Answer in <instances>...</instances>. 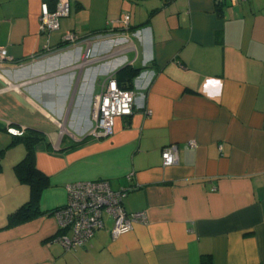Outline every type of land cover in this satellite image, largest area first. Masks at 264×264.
<instances>
[{"label":"crops","instance_id":"1","mask_svg":"<svg viewBox=\"0 0 264 264\" xmlns=\"http://www.w3.org/2000/svg\"><path fill=\"white\" fill-rule=\"evenodd\" d=\"M56 1L0 0V264H264V0H67L43 32L41 4ZM110 76L134 108L97 137L94 98ZM7 127L42 137L35 164L49 182L40 213L17 223L26 148ZM170 143L178 161L164 166ZM96 180L128 189L123 207L146 222L114 238L106 216L67 249L52 212L68 184Z\"/></svg>","mask_w":264,"mask_h":264},{"label":"built area","instance_id":"2","mask_svg":"<svg viewBox=\"0 0 264 264\" xmlns=\"http://www.w3.org/2000/svg\"><path fill=\"white\" fill-rule=\"evenodd\" d=\"M216 3L232 2L237 0H213ZM69 13L67 0H57L55 8L50 10L47 3L41 4L40 28L49 32L59 26V19ZM128 16H126V20ZM72 39V35H67ZM6 51L0 48V57ZM135 93L130 88L122 87L117 80L110 76L102 84L99 93L94 98L92 113L93 125L90 134L97 137H106L114 132L115 119L127 116L133 112ZM62 124H60L61 127ZM62 132V128H60ZM7 130L13 134L23 131L12 127ZM192 143V142H191ZM162 164L172 165L178 161V147L176 143L165 145L161 150ZM68 193L64 206L54 210L52 214L57 219L62 230L71 231V236L62 234L60 242L67 249L84 245L94 233L103 228L105 217L111 220L110 234L116 238L130 232L135 223L146 222L144 211L128 213L123 207V197L128 189L121 187L114 190L105 180L79 181L66 186Z\"/></svg>","mask_w":264,"mask_h":264},{"label":"trees","instance_id":"3","mask_svg":"<svg viewBox=\"0 0 264 264\" xmlns=\"http://www.w3.org/2000/svg\"><path fill=\"white\" fill-rule=\"evenodd\" d=\"M65 41L67 42V40ZM133 74L134 73H132V76ZM118 84L122 87H125L119 82ZM15 138L16 140H20L25 144L26 151L23 158L14 165V171L18 179L27 183L30 187V195L28 200L9 216L10 222L14 221L17 223L33 218L40 213V195L43 189L48 186L49 182L48 177L40 172L35 164L34 145L42 137L39 134H24L23 131L21 134H15ZM5 149L6 148L0 149V159Z\"/></svg>","mask_w":264,"mask_h":264}]
</instances>
